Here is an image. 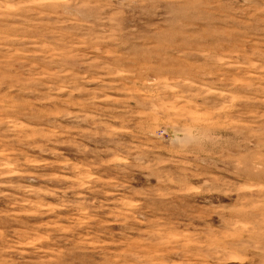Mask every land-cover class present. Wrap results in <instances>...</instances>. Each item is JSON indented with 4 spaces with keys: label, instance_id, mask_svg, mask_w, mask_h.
I'll list each match as a JSON object with an SVG mask.
<instances>
[{
    "label": "rangeland",
    "instance_id": "obj_1",
    "mask_svg": "<svg viewBox=\"0 0 264 264\" xmlns=\"http://www.w3.org/2000/svg\"><path fill=\"white\" fill-rule=\"evenodd\" d=\"M0 264H264V0H0Z\"/></svg>",
    "mask_w": 264,
    "mask_h": 264
}]
</instances>
